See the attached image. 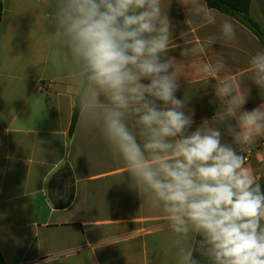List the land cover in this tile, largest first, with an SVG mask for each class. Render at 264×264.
I'll use <instances>...</instances> for the list:
<instances>
[{
    "label": "clouds",
    "instance_id": "obj_1",
    "mask_svg": "<svg viewBox=\"0 0 264 264\" xmlns=\"http://www.w3.org/2000/svg\"><path fill=\"white\" fill-rule=\"evenodd\" d=\"M185 24L218 27L193 42L181 32L182 57L204 53L218 40L234 42L237 22L207 0H178ZM171 0H46L54 63L66 65L76 86L79 126L99 128L130 187L159 215L170 234L175 264H264V190L242 151L264 138V104L243 110L247 94L235 80L218 78L223 59L202 64L214 78L223 110L221 130L189 131L194 113L177 98L180 74L168 56ZM250 79L264 90V48L248 60ZM147 81V83H144ZM235 121L234 124L229 123Z\"/></svg>",
    "mask_w": 264,
    "mask_h": 264
},
{
    "label": "crops",
    "instance_id": "obj_2",
    "mask_svg": "<svg viewBox=\"0 0 264 264\" xmlns=\"http://www.w3.org/2000/svg\"><path fill=\"white\" fill-rule=\"evenodd\" d=\"M2 6L0 254L5 264H175L164 221L129 186L123 162L114 158L99 128H82L78 120L69 135L76 86L68 67L53 61L46 0H2ZM166 11L173 25L170 46L178 45L168 51L181 76L176 96L188 99L186 111L194 113L189 131L204 123L232 143L227 124L213 118L224 107L215 96L216 81L199 68L223 59L218 78L235 80L248 92L243 110H252L264 104V90L250 79L248 60L264 47L243 24L221 13L237 22L236 40H218L204 53L182 57L181 32L189 30L193 42L203 41L218 27L191 30L178 0ZM249 16L264 33V0L251 1ZM233 146L264 190V138L247 152ZM62 172L67 182L59 178Z\"/></svg>",
    "mask_w": 264,
    "mask_h": 264
},
{
    "label": "trees",
    "instance_id": "obj_3",
    "mask_svg": "<svg viewBox=\"0 0 264 264\" xmlns=\"http://www.w3.org/2000/svg\"><path fill=\"white\" fill-rule=\"evenodd\" d=\"M251 1L252 0H207V4L211 9H216L220 13L230 16L236 19L237 21H239L241 24H243L247 29H249L253 34H255L260 39V42L264 47V33L262 32L259 25L256 22H254L249 16ZM2 11H3L2 0H0V22L2 20ZM78 120H79V108L77 106L74 109L72 116V122L69 132L70 137H72V135L75 132ZM65 169L67 171H70L68 166H66ZM59 178L67 182V178L63 172L62 174H60ZM72 196L73 195L70 196V200L72 199ZM69 201L66 205L69 204ZM0 264H5L1 254H0Z\"/></svg>",
    "mask_w": 264,
    "mask_h": 264
}]
</instances>
